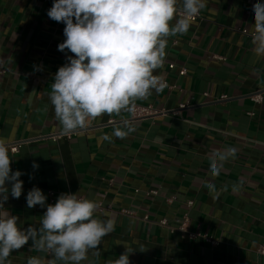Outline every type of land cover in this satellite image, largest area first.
I'll use <instances>...</instances> for the list:
<instances>
[{
  "label": "crops",
  "instance_id": "crops-1",
  "mask_svg": "<svg viewBox=\"0 0 264 264\" xmlns=\"http://www.w3.org/2000/svg\"><path fill=\"white\" fill-rule=\"evenodd\" d=\"M52 4L0 0V139L10 143L12 171L23 173L22 195L15 199L9 192L4 207L19 217L18 227L39 228L46 207L28 208L26 202L28 191L38 187L46 204L54 191L55 202L61 193H76L111 205L95 218H113L114 231L98 246L101 254H89L81 264H107L125 246L133 250L130 264H264L258 251L264 244V99L250 97L260 89L264 95V59L255 58L250 36L239 30L254 29L247 0H207L186 34L168 38L165 63L154 72L168 87L136 101L153 105L156 113L105 114L69 135L49 99L57 70L73 55L58 50L65 25L48 17ZM122 119H132L137 130L98 143ZM13 145L18 151H11ZM227 148H235L236 156L213 179V153ZM207 182L216 185L218 197L209 194ZM184 216L188 231L207 232L219 244L183 238L160 223L178 227ZM30 247L31 241L12 252L11 264H27L29 256L51 259Z\"/></svg>",
  "mask_w": 264,
  "mask_h": 264
},
{
  "label": "clouds",
  "instance_id": "clouds-1",
  "mask_svg": "<svg viewBox=\"0 0 264 264\" xmlns=\"http://www.w3.org/2000/svg\"><path fill=\"white\" fill-rule=\"evenodd\" d=\"M206 7L207 0H53L47 15L65 25V40L58 50L73 54L57 70L49 94L63 134L83 130L105 114L119 116L126 112L134 117L137 100H146L153 92L159 94L167 88V81L154 72L165 63L168 38L186 34ZM253 12L251 43L259 60L264 59V3L258 0ZM136 130L132 119H122L111 135L98 137V143L110 142L112 136L125 139ZM9 149L10 143L0 139V264H11L10 254L29 241L30 250L48 253L51 259L29 256L27 264H81L89 254L99 256L98 246L114 231L116 221L95 218L101 205L76 193H61L54 204H46L45 194L33 187L26 196L27 207L39 205L46 211L39 228L18 227L19 217L4 207L9 192L15 199L23 192L19 179L23 173L12 171ZM235 156V148L214 152L211 177H217ZM32 167L37 169L39 165L33 162ZM205 187L210 195L218 197L213 182ZM237 190L233 185V191ZM125 247L118 259L107 264H130L133 250Z\"/></svg>",
  "mask_w": 264,
  "mask_h": 264
},
{
  "label": "built area",
  "instance_id": "built-area-1",
  "mask_svg": "<svg viewBox=\"0 0 264 264\" xmlns=\"http://www.w3.org/2000/svg\"><path fill=\"white\" fill-rule=\"evenodd\" d=\"M258 2L257 0H247L248 3V12L250 14H253V5ZM202 18V13L200 12V14L194 18L193 21L196 20H200ZM243 34H246L248 36H250V38L252 39V32H249L247 28H240L239 29ZM170 68H174L175 65L174 64H170L169 65ZM186 73V69H182L180 70V74L184 75ZM206 96H210V93H205ZM251 99L256 102V103H262L263 99H264V95H263V90H256L254 92H252L250 94ZM227 96L223 95L218 99H213V100H224L226 99ZM186 105H182L181 107H185ZM157 110L154 108L153 105H137V110L135 113L134 118H140V117H144V116H149L152 115L154 113H156ZM253 114V113H251ZM133 117V116H132ZM58 137V136H57ZM57 137H55V139H57ZM18 146L17 145H13L11 146V151L16 152L18 151ZM149 193H153L156 194V191H150ZM84 198V197H81ZM49 202L51 204H53L55 202V192L54 191H49ZM101 206L100 208L97 210L98 212H104L106 210L111 209V205H105L102 202H98ZM193 201L192 200H188L187 201V205L190 207L193 205ZM121 213L125 214V215H135L134 211H130L127 209H123L120 211ZM148 216H145V219H148ZM189 218L188 216H184L183 221L181 222V224L178 227H173L171 225H169L168 221L166 219H163L160 223L164 226H166L170 232L175 233V232H179L181 237L183 238H189V239H194L197 237H202L206 242L210 243L212 246H216L219 244V240L216 239L214 236L210 235L207 232H190L187 229V222H188ZM259 253L264 255V244L261 245L258 249Z\"/></svg>",
  "mask_w": 264,
  "mask_h": 264
}]
</instances>
